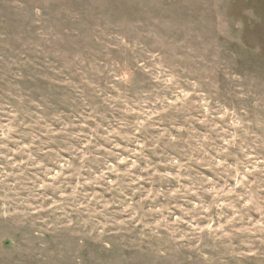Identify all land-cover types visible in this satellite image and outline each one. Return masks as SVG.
I'll list each match as a JSON object with an SVG mask.
<instances>
[{"label":"rangeland","instance_id":"374dc122","mask_svg":"<svg viewBox=\"0 0 264 264\" xmlns=\"http://www.w3.org/2000/svg\"><path fill=\"white\" fill-rule=\"evenodd\" d=\"M122 81H129L133 91L163 90L176 108L189 102L203 105L191 114L211 113L208 118H214L217 132L223 136L219 143L225 147L231 139L228 132L242 136L233 125H245L246 130L261 137L257 125L264 124V0H0V106H6L0 111V135L3 125L20 110L34 114L24 121L28 124L41 117L47 119L52 113H64L77 125L87 123L88 128L82 130L90 134L95 123L85 118L93 110L104 113V100L115 102L126 91ZM155 107L159 109L160 105ZM115 116L119 119V114ZM108 120H113V115ZM96 123L101 121L97 119ZM52 127L59 131V125ZM104 127L108 128L107 122ZM195 127L206 131L200 124ZM12 139L20 142L25 153L17 154L18 145L11 142V153L0 149V175L13 171L11 165H20L15 171L23 170L29 156L47 163L34 149L27 148L30 138L21 140L13 133ZM117 142L139 151L138 145ZM258 143L249 140L248 155H253ZM49 147L56 149L55 145ZM61 155L72 160L67 153ZM121 155L128 156L124 152ZM255 155L264 159L259 149ZM176 160L182 163L179 156ZM47 167L52 169L49 177L36 167L26 175H40L41 181L51 182L61 166ZM120 170L125 169L122 166ZM240 171L243 179V173L251 168ZM204 175L214 178L207 170ZM108 178L114 179L111 175ZM230 183L235 186L239 181ZM176 186L173 180L164 190ZM160 187L156 185V189ZM262 187L251 190L258 201L264 199ZM95 191L105 200L112 199L103 187ZM190 199L193 206L199 203L196 197ZM181 206L187 207L183 201ZM219 211L201 213L196 219L194 214L184 216L176 210L175 217L187 221L181 226L182 232L193 234V238L177 235L172 250L164 255L160 240L145 238L149 230L144 224L134 231L107 229L110 234L96 233L88 238L62 230L30 233L27 242L0 227V264H28L21 257V249L33 243L37 256L31 264H264L261 234H248L250 247L239 240L229 241L224 236L228 228L224 233L218 231L229 223L228 218L216 215ZM224 211L232 215L230 210ZM250 215L253 222L260 220L259 212ZM149 222L155 220L145 221ZM233 226L241 225L233 222ZM43 228L47 225H39L37 230ZM161 237L167 241L169 234L161 232Z\"/></svg>","mask_w":264,"mask_h":264},{"label":"clouds","instance_id":"9594fccd","mask_svg":"<svg viewBox=\"0 0 264 264\" xmlns=\"http://www.w3.org/2000/svg\"><path fill=\"white\" fill-rule=\"evenodd\" d=\"M122 84L127 86L126 91L121 92L115 102L105 99L107 109L104 113L93 110L85 118L95 123L90 134L82 130L88 128L87 123L77 125L64 113H52L47 119L41 117L28 124L24 121L34 114L20 110L15 118L9 119V124L3 125L0 149L11 153L8 148L11 142L17 143V154L25 153V149L19 147L20 142L12 139L15 133L21 140L30 138L27 148L34 149L47 163L29 156L30 162H26L23 170L15 171L20 165H11L13 171L0 175V227L27 242L30 233L41 235L62 230L88 238L96 233L110 234L107 229L130 232L144 224L149 230L145 238L160 240V252L164 255L172 250L177 235L189 240L193 238V234L182 232L181 226L187 221L175 217L176 210L184 216L194 214L200 219L201 213L219 209L216 215L228 218L229 223L218 231L224 233V228H228L224 236L229 241L239 240L241 245L250 247L248 234L260 233L259 242L264 244V199L258 201L251 194L254 187L264 185V159L255 155L257 149L264 153V124L257 125L261 137L246 130L245 125H233L242 136L228 132L231 139L226 141L225 147L219 143L223 136L217 132L214 118L211 121L208 118L211 113L207 116L202 112L199 116L191 114L192 111L199 112L203 105L189 102L176 108L167 101L163 90L133 91L129 81H122ZM118 104L123 107H117ZM149 104L153 105L151 109L147 107ZM155 105L160 108L156 109ZM35 106L40 107L39 104ZM4 107L0 106V111ZM115 114H119V119ZM109 115H113V120H108ZM6 116L11 117L12 113H6ZM97 119L101 123H96ZM104 122L108 123V128L104 127ZM53 124L59 125V131L52 127ZM196 124L206 131H199ZM250 139L253 143L260 141L252 149L253 155H248ZM118 140L127 145H138L139 151L122 147ZM49 145H55L56 149ZM121 152L128 156H122ZM61 153H67L72 160H65ZM177 156L182 163L177 162ZM253 160L258 163H250ZM47 164L61 166L59 175L51 176V182L41 181L40 175L32 178L26 175L36 167L43 176L49 177L52 169ZM122 166L124 171L120 170ZM248 168L251 171H245L242 179L240 170ZM205 170L212 172L214 178L204 175ZM110 175L114 179L109 180ZM233 179L239 181L235 186L230 183ZM173 180L177 186L165 191L164 186ZM144 184L152 187L145 188ZM157 184L161 185L159 189H156ZM101 187L111 193L112 199L105 200L95 191ZM89 188L92 190L86 191ZM260 191H264V187ZM191 197H196L199 203L193 206ZM224 200L227 202L222 203ZM181 201L187 207L181 206ZM225 209L231 211L230 217ZM253 212L260 213L259 221L253 222L250 215ZM151 220L155 223H145ZM233 222L241 226L235 227ZM39 225H47V228L38 231ZM161 232L169 234L167 241L163 240ZM36 256L34 243L32 247L21 249V257L28 264Z\"/></svg>","mask_w":264,"mask_h":264}]
</instances>
